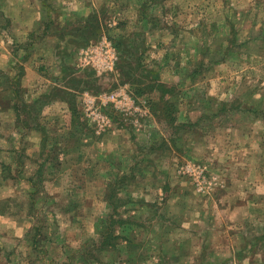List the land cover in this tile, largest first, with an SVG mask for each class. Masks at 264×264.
I'll return each instance as SVG.
<instances>
[{
	"label": "rangeland",
	"instance_id": "rangeland-1",
	"mask_svg": "<svg viewBox=\"0 0 264 264\" xmlns=\"http://www.w3.org/2000/svg\"><path fill=\"white\" fill-rule=\"evenodd\" d=\"M152 1L101 0L89 13L93 17L79 20L69 15L64 32L76 37L72 61L75 46L88 43L90 47L105 40L117 50L116 66L121 60L126 63L122 69L119 63L103 73L71 69L65 89L58 88L50 96L62 94L76 112L87 111L77 102L78 94L98 99L99 111L111 120L108 126L125 128L133 136L134 153L132 162L107 160L113 167L102 163L101 168H88L106 174L100 184L102 198H94L91 189L86 200L80 199L85 206L78 208L76 199L60 200L47 205V219L39 208L35 224L42 234L39 242H51L45 247L47 253L62 257L63 264H264V203L257 213H248L246 202L235 201L229 192L217 196L221 197L217 208L223 213L216 216L217 221L230 224L234 246L219 256L215 247L204 245L206 241L201 246L202 240L209 239L206 229L213 206L209 190L220 179L205 164L206 144L216 138L215 128L222 130L235 117L229 113L264 105V68H259L254 56L247 59L236 51L232 59L217 61L222 55L211 49L222 38H211L210 28L231 30V20L189 21L183 4L182 19L173 21L168 0L162 9ZM190 29L200 35L191 36ZM229 39L235 42L234 37ZM83 53L76 60H84ZM110 95L116 96L113 102L100 99ZM48 99L44 96L38 107ZM166 100L174 106L172 114L160 106ZM76 119L86 132L97 124L84 125L80 115ZM142 170L151 177L142 175ZM146 193L151 196L148 205ZM235 206L244 214L234 215ZM195 228L200 229L199 235Z\"/></svg>",
	"mask_w": 264,
	"mask_h": 264
},
{
	"label": "crops",
	"instance_id": "crops-1",
	"mask_svg": "<svg viewBox=\"0 0 264 264\" xmlns=\"http://www.w3.org/2000/svg\"><path fill=\"white\" fill-rule=\"evenodd\" d=\"M100 2L0 0V264H60L61 261L63 264L62 257L54 258L47 253L51 242H39L42 234H38L35 225L39 208L44 209L43 216L47 219L50 213L47 205H55L60 200L76 199L78 208L85 206L83 200L89 197L91 189L94 198H102L104 189L100 184L107 179L106 174L100 169L92 172L88 168H101L102 163L106 166L107 160H133V136L125 128L108 126L111 120L99 111V100L89 112L77 111L84 125L97 122L86 132L79 122L71 123L70 104L62 94L50 96L58 88L65 89L63 83L68 80L69 70L82 68L98 72L86 59L76 60L79 52L91 53L88 43L86 48L75 46L74 60H71L76 37L64 30L68 27L69 15L71 19H86ZM165 2L151 3L162 9L166 7ZM167 3L173 11V21L184 12L183 4L188 8L189 21L231 20V30L219 28L217 31L216 26L209 29L211 38H222L211 49L222 55L217 61L232 59L231 53L237 52L247 59L254 56L259 68H264V0H168ZM161 17L165 20L166 14ZM190 35L198 37L200 32L190 29ZM115 54L113 70L118 67L117 50ZM44 96L49 99L38 107ZM84 98L85 94L80 93L76 100L86 109ZM233 112L228 116L235 117L222 130L215 128L216 138L210 137L211 142L206 144L209 150H206L205 164L220 174V179L209 190L213 206L209 210L206 236L210 241L202 240L201 246L206 241L205 246L216 248V256L226 254L225 248L234 246L231 244L234 238L229 237L230 224L217 221L216 214L222 212L217 208V200L221 198L217 196L229 192L235 201L246 202L248 213H257L264 203V105L256 109L237 108ZM101 115L105 123L99 122ZM122 165L124 168L127 164ZM141 174L151 177L148 171L142 170ZM162 190L163 187L158 191L162 194ZM150 198L146 193L147 205ZM243 211L240 213L235 206L232 213L242 215ZM195 229L199 235L200 229ZM219 236L222 238L218 239Z\"/></svg>",
	"mask_w": 264,
	"mask_h": 264
},
{
	"label": "built area",
	"instance_id": "built-area-1",
	"mask_svg": "<svg viewBox=\"0 0 264 264\" xmlns=\"http://www.w3.org/2000/svg\"><path fill=\"white\" fill-rule=\"evenodd\" d=\"M89 49L91 53L88 55L85 54L87 56L85 61L92 63L98 69L97 71L99 73L113 71V66L116 61V54L113 46L110 43L103 40V42L100 44L91 46ZM115 97V95L102 96L100 99L102 102L106 103L113 102ZM95 101H98V99L95 98L94 100H90L84 98V103L88 112L93 108ZM102 115L101 122L104 123V118Z\"/></svg>",
	"mask_w": 264,
	"mask_h": 264
},
{
	"label": "trees",
	"instance_id": "trees-1",
	"mask_svg": "<svg viewBox=\"0 0 264 264\" xmlns=\"http://www.w3.org/2000/svg\"><path fill=\"white\" fill-rule=\"evenodd\" d=\"M93 31H94V29H93ZM92 34H94V33H92ZM120 63V64H119ZM123 63H126V61L124 62L123 60H121L120 62H118V64H119V67L122 69L123 68ZM159 86H160V84H159ZM169 91V90H168ZM68 94V93H67ZM160 106H163V108L165 109V112H168V111H171V114H172V111H173V109H174V106H173V104H171L170 102H168L167 100L166 101H164V103L163 104H160ZM161 108V111H163V109H162V107H160ZM159 108V109H160ZM164 112V111H163ZM71 113H73L72 115H71V123L72 124H74L75 122H78V119H76L77 118V112L76 111H74V110H72L71 109ZM164 114V113H163ZM169 114V113H168ZM167 114V115H168ZM173 119V118H172Z\"/></svg>",
	"mask_w": 264,
	"mask_h": 264
}]
</instances>
